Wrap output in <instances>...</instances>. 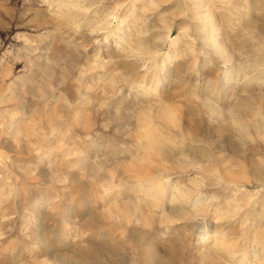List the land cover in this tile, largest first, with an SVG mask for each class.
<instances>
[{"label":"rangeland","instance_id":"1","mask_svg":"<svg viewBox=\"0 0 264 264\" xmlns=\"http://www.w3.org/2000/svg\"><path fill=\"white\" fill-rule=\"evenodd\" d=\"M262 174L264 0H0V264H261Z\"/></svg>","mask_w":264,"mask_h":264},{"label":"bare ground","instance_id":"2","mask_svg":"<svg viewBox=\"0 0 264 264\" xmlns=\"http://www.w3.org/2000/svg\"><path fill=\"white\" fill-rule=\"evenodd\" d=\"M218 47V46H217ZM219 49H221V48H216V50H219ZM224 49V48H223ZM166 54H165V56L164 57H170V56H173L174 54H173V52L171 51V50H168V51H166L165 52ZM176 55V54H175ZM231 77V73L230 72H228L227 73V76H226V80H228L229 78ZM226 80L223 82V84L224 83H226ZM158 112V111H157ZM158 114H159V112H158ZM160 115V114H159ZM159 115H157V116H159ZM163 114H161V116H162ZM161 116H159L160 118H161ZM163 123V122H162ZM261 128V127H260ZM166 129H167V127H166ZM168 130H171V128L170 129H168ZM177 131V130H176ZM173 134H174V136H178V134H181V135H184V134H186L190 139H199L200 138V136H199V134L197 133H193V132H191V131H187V133H185L184 131H182L181 130V128H180V132H174V131H171ZM182 162V161H181ZM181 162H180V164H181ZM254 163V162H253ZM194 164V163H193ZM181 167H182V165H180ZM259 166V165H258ZM174 168V167H173ZM158 170V169H157ZM259 171V170H258ZM262 175H264V174H262ZM160 182H159V184L156 186V189L158 188V190L159 191H162L163 189H165V188H163V186H164V181L163 180H159ZM154 187V186H153ZM155 188V187H154ZM156 189H155V191H156ZM167 189V188H166ZM154 190V189H153ZM156 192H158V191H156ZM153 193H155L154 191H153ZM177 194V193H176ZM157 195V194H156ZM155 195V196H156ZM178 195V194H177ZM201 196V195H200ZM203 196V195H202ZM202 197H197L196 199H195V204H197V206H196V211L197 212H199L202 216L205 214V212H206V206L207 205H205V202L201 199ZM158 199V198H157ZM206 204H208L209 205V203L207 202ZM172 211V210H171ZM177 213V212H176ZM198 214V213H197ZM177 215V214H176ZM180 215V214H179ZM195 216V215H194ZM174 217V216H173ZM180 217V216H179ZM210 234V233H209ZM209 234L208 235H206L205 234V238H208L209 237ZM214 236V235H213ZM210 238V237H209ZM209 251V250H208ZM257 254H259V252L257 253ZM263 254V253H262ZM264 255V254H263ZM261 256L260 254L258 255V259H260V261H261V264H264V256Z\"/></svg>","mask_w":264,"mask_h":264}]
</instances>
